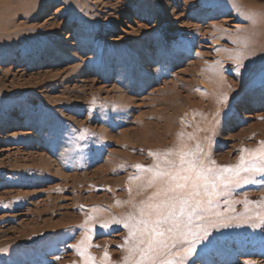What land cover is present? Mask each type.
<instances>
[{
  "label": "rangeland",
  "instance_id": "1",
  "mask_svg": "<svg viewBox=\"0 0 264 264\" xmlns=\"http://www.w3.org/2000/svg\"><path fill=\"white\" fill-rule=\"evenodd\" d=\"M66 1L0 0V24L17 17L0 35V264H82L73 245L87 229L92 252L123 264L128 232L111 221L154 191L130 183L136 165L154 164L149 152L199 144L217 167H235L264 142V86L253 79L264 0H86L87 12ZM241 39L252 47L237 76L225 70ZM204 74L222 87L208 108ZM195 102L204 107L190 119ZM259 181L242 174L218 197L230 226L213 229L197 264H264Z\"/></svg>",
  "mask_w": 264,
  "mask_h": 264
},
{
  "label": "snow or ice",
  "instance_id": "2",
  "mask_svg": "<svg viewBox=\"0 0 264 264\" xmlns=\"http://www.w3.org/2000/svg\"><path fill=\"white\" fill-rule=\"evenodd\" d=\"M244 59V53L237 54L235 68L225 71L242 75L246 68ZM256 77L264 86V67L253 73V79ZM241 152L235 167L223 168L217 167L206 153L201 154L199 144L195 151H185L182 145L176 152H149L154 164L136 165L142 175L130 178V183L139 181L140 191L149 188L154 191L139 203L129 201L134 211L111 221L122 224L128 232L125 244L129 256L125 264H197L201 252L214 243L213 229L219 231L230 226V218L215 211L218 197L229 186L239 183L245 173L259 174V182H264V142L255 153L245 155L247 150L243 149ZM244 182L257 181L245 178ZM255 217L264 222V212L256 213ZM253 218L252 215L240 217ZM91 259L87 257L85 264Z\"/></svg>",
  "mask_w": 264,
  "mask_h": 264
},
{
  "label": "bare ground",
  "instance_id": "3",
  "mask_svg": "<svg viewBox=\"0 0 264 264\" xmlns=\"http://www.w3.org/2000/svg\"><path fill=\"white\" fill-rule=\"evenodd\" d=\"M38 1V0H37ZM33 3L34 2V0H20V2L19 3H21L20 5H22L23 3ZM239 3H241V4H243V5H245L246 4V2H245V0H239ZM66 4L69 6V7H74V8H76V11H78V10H82V9H84L85 10V12H87V10H88V8H87V5H86V0H69V1H66ZM25 5V4H24ZM227 5V4H226ZM23 6V5H22ZM229 9H232L234 12H235V14H237V16H243V15H241L240 14V12H239V9L235 6V4H230V5H228L227 6ZM16 15H13L12 17H9V19H6V21L4 22H2L1 24H0V35H2V34H7L8 32H10V30L13 28V27H15L14 26V24H12L11 22V20L13 19H15V18H17V17H15ZM88 17V16H87ZM96 20V19H95ZM255 26H256V24H255V22H250V25H249V27H251V28H255ZM211 38H212V40L217 44V45H219L220 44V40H221V38H220V36L219 35H216V34H214V32L211 34ZM235 45L237 46H242V48L241 47H239V50H240V52L241 53H244L245 54V52H248L250 49H251V45L249 44V42L247 41V39H245V40H243V39H241V40H239V41H236L235 42ZM247 56V55H246ZM263 58V57H262ZM250 59V58H249ZM252 60V59H251ZM233 62L234 60H229L228 62ZM247 64V63H246ZM198 66H199V64H198ZM204 73V72H203ZM42 75V74H41ZM203 79H205L206 81H202L201 82V86L203 87V88H205V90H207V92L206 93H203V96H204V98H208L209 99V105L207 106V108L208 107H211V106H213V103H215V101H214V97H213V95L218 91V90H220L222 87H221V85L220 84H217V83H213V82H211V81H209L208 83H207V76L204 74V77H202ZM194 81V80H193ZM192 81V82H193ZM227 83V82H226ZM224 84V83H223ZM85 87V86H84ZM237 87H239V86H237ZM169 91V90H168ZM223 91V90H222ZM240 91V90H239ZM202 94V93H201ZM202 96V95H201ZM256 99H257V97H256ZM259 99V98H258ZM192 107H194V108H196V110H195V112L194 113H190L189 115H191V118L190 119H192V117H193V115L194 114H196V115H198L199 116V111H201L202 110V108L204 107L203 106V104H202V102H195V103H192ZM188 115V116H189ZM169 127V129L168 130H170L171 131V129H170V126H168ZM133 189V188H132ZM131 189V190H132ZM96 221H93L92 223H89V225H87V227H91V228H95L96 226H99L97 223H95ZM99 222H102L101 224H103V221H99ZM100 224V225H101ZM93 232L94 231H92L91 229H87L86 231H85V233H83V235L81 236V237H79L77 240H76V242L74 243V247H76V249H75V256H74V259L75 260H79L80 259V261L82 262V264H85V262H86V259H87V256L86 255H88L89 254V257H91L92 259L91 260H88V262H87V264H110V262L108 261L109 260V257L107 256V254H102V255H97V254H95L94 252H92L90 249H91V243H92V240H90L91 239V237H92V234H93ZM90 237V239L88 240V243L86 244L85 243V239L84 238H89ZM116 241H118V240H116ZM120 243V242H119ZM95 245V244H94ZM114 252V251H113ZM114 254V253H113ZM101 257V258H100ZM105 257H107V259L105 258ZM128 256H126L125 254L122 256V258H123V264H125V260H126V258H127ZM101 259V260H100Z\"/></svg>",
  "mask_w": 264,
  "mask_h": 264
}]
</instances>
